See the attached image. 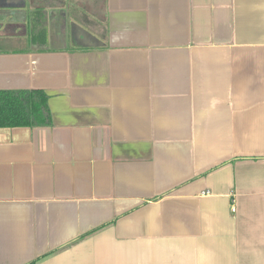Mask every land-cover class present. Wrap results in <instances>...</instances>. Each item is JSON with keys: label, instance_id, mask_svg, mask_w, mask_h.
I'll use <instances>...</instances> for the list:
<instances>
[{"label": "crops", "instance_id": "crops-1", "mask_svg": "<svg viewBox=\"0 0 264 264\" xmlns=\"http://www.w3.org/2000/svg\"><path fill=\"white\" fill-rule=\"evenodd\" d=\"M0 90V264H264V0H0Z\"/></svg>", "mask_w": 264, "mask_h": 264}, {"label": "trees", "instance_id": "trees-1", "mask_svg": "<svg viewBox=\"0 0 264 264\" xmlns=\"http://www.w3.org/2000/svg\"><path fill=\"white\" fill-rule=\"evenodd\" d=\"M38 25L33 21V29L37 28L34 37L42 34L39 33ZM48 100L49 96L43 90H0V127L51 124L52 116ZM37 262L33 260L26 264H37Z\"/></svg>", "mask_w": 264, "mask_h": 264}, {"label": "water", "instance_id": "water-1", "mask_svg": "<svg viewBox=\"0 0 264 264\" xmlns=\"http://www.w3.org/2000/svg\"><path fill=\"white\" fill-rule=\"evenodd\" d=\"M83 40H84V41L86 40L87 44H92V43H89L90 41L88 40L87 35H84V39H83Z\"/></svg>", "mask_w": 264, "mask_h": 264}, {"label": "built area", "instance_id": "built-area-1", "mask_svg": "<svg viewBox=\"0 0 264 264\" xmlns=\"http://www.w3.org/2000/svg\"><path fill=\"white\" fill-rule=\"evenodd\" d=\"M233 210H235V207H233Z\"/></svg>", "mask_w": 264, "mask_h": 264}]
</instances>
